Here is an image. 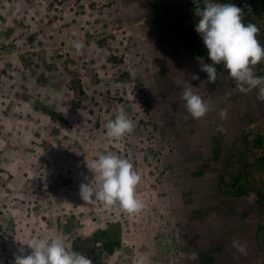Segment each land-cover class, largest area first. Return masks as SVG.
Returning a JSON list of instances; mask_svg holds the SVG:
<instances>
[{
  "label": "rangeland",
  "instance_id": "374dc122",
  "mask_svg": "<svg viewBox=\"0 0 264 264\" xmlns=\"http://www.w3.org/2000/svg\"><path fill=\"white\" fill-rule=\"evenodd\" d=\"M169 1H149L161 13L156 36L122 29L111 0H0V264H15L21 247L29 254L32 238L56 237L92 264H264V101L258 89L241 92L227 70L209 83L183 61L208 50L195 31L200 17L176 22L180 0ZM214 2L241 7L264 46V0ZM74 41L85 45L79 54ZM161 45L176 52L161 56ZM166 62L174 85L164 94L168 84L150 78ZM252 69L264 77V60ZM198 81L212 109L200 120L182 98L187 87L199 92ZM120 108L135 129L114 140L104 124ZM109 152L140 174V213L82 200L81 184H98L88 166ZM232 154L242 197L217 188ZM102 231L119 245L101 241Z\"/></svg>",
  "mask_w": 264,
  "mask_h": 264
},
{
  "label": "clouds",
  "instance_id": "9594fccd",
  "mask_svg": "<svg viewBox=\"0 0 264 264\" xmlns=\"http://www.w3.org/2000/svg\"><path fill=\"white\" fill-rule=\"evenodd\" d=\"M195 14L200 17L195 31L201 35L211 61L210 64H201V70L207 73L208 82L216 83L225 78L216 67L222 64L223 69L227 70V77L237 82L241 92L258 89L257 99L264 101V77L254 75L252 69V66L264 60V46L257 39L260 29L253 23L245 24L243 9L233 3L203 0L202 7L197 3ZM72 47L79 54L85 45L83 41H74ZM193 79L199 77L193 76ZM182 98L193 119L200 120L212 110L210 102L195 94L191 86L184 89ZM220 117L227 119V111L221 110ZM104 128L108 137L120 140L133 133L135 124L120 108L115 118L104 124ZM217 130L223 131L222 128ZM88 168L96 174L98 190L88 183L81 184L80 196L83 201L99 200L108 207H117L128 214L142 211L144 203L136 195L141 176L129 159L109 152L99 155ZM27 246L31 252L25 254L23 247L18 249L15 264H92V260L84 254L68 250L60 237L32 238ZM233 247L241 254H246L245 245L234 242ZM189 258L197 261L199 255L192 252ZM139 264H143V260Z\"/></svg>",
  "mask_w": 264,
  "mask_h": 264
},
{
  "label": "crops",
  "instance_id": "0c3cea01",
  "mask_svg": "<svg viewBox=\"0 0 264 264\" xmlns=\"http://www.w3.org/2000/svg\"><path fill=\"white\" fill-rule=\"evenodd\" d=\"M149 1L148 0H111V2H114L116 4L117 11L119 12V15H118L119 21L122 24H125V26H122L119 24L118 25L120 27H122V29L129 30L132 33L139 32L141 30V28H143L145 26L148 31H149V28L154 29L153 34H156V36H158L159 27H158V23L156 22V19H157V16L161 13H159L157 11H153V8L155 6L153 4H151V2H149ZM127 13H131L133 15V17L130 18L129 16H127ZM107 17H110V16H107ZM148 42H149V38H148ZM190 46L191 45L187 46L186 48H188L190 50ZM194 48H195V46H194ZM167 49H169V48H166L165 46L161 45V48L158 49L159 52H161V56H165L164 54L166 52L169 54L172 52V51L170 52V49L169 50H167ZM183 50H184V47H183ZM174 52H176V51H174ZM174 52H172V54H174ZM196 56H198V57L191 59V60L184 59L183 61L184 62L189 61L191 68H193L194 70H196V69L200 70L201 71L200 75H202L203 77H206L205 80H208L207 73L201 70V64H203V63H209L210 64L211 63V61L208 59L207 51H202V50L198 49ZM145 58L149 62V58L148 57H145ZM146 59H143L144 63H147ZM159 60H160V57L156 58V59H152L153 64H158ZM161 64H163V61H161ZM146 65H147V68L149 69V63H147ZM216 67H217L218 72H223L224 76H226L225 75L226 69H223V65H216ZM157 70L159 72L164 71L163 75L161 73H155L154 76L151 77L150 79H152L153 82L155 83V85L156 86L158 85L159 88L164 86L163 84L165 81V85H167V84L168 85L164 88V90H165L164 94L169 93L171 90V87L174 85V83H173V81L170 82V80H168L166 78L167 72L169 70L168 63L166 62L165 66H161L154 71H157ZM197 87L200 89L199 92L197 90L198 95H199V93L200 94L205 93L202 91L203 90L202 88L204 87L203 83L198 81ZM236 101L238 103L244 102L247 104V103H249V98H247V97L240 98V96H237ZM222 103H225V101H223ZM154 126L155 125H153V128H154ZM133 162L135 163L136 161L134 160ZM258 177H260V176H258ZM262 206L264 207V205H262Z\"/></svg>",
  "mask_w": 264,
  "mask_h": 264
},
{
  "label": "trees",
  "instance_id": "16d2710c",
  "mask_svg": "<svg viewBox=\"0 0 264 264\" xmlns=\"http://www.w3.org/2000/svg\"><path fill=\"white\" fill-rule=\"evenodd\" d=\"M197 3H199V5L202 7L203 0H180L179 3L176 4V6L180 7L181 13L176 22H181L184 19L197 16L195 14ZM78 93H82L81 88L78 90ZM96 124L98 125L99 121L96 122ZM138 141H140L141 143L145 142V140L143 139H138ZM233 156H234L233 154L230 155L228 159L224 162L223 167L220 169V173L218 175L217 188H218V191L223 195L233 196V197H242L246 195L247 191H246L244 184H242V181L240 177L238 176V173L234 169L235 167H231L232 166L231 164L234 162L232 161ZM237 163L238 165L242 163L244 165H248L249 168L254 164L253 162L249 161V159L245 160L244 158L237 159ZM102 235L104 238L102 237H99V238L101 241L105 242L106 244L112 242L113 245H116V246L119 245L118 240L110 239V237L107 235V231H102ZM109 240H111V242Z\"/></svg>",
  "mask_w": 264,
  "mask_h": 264
}]
</instances>
